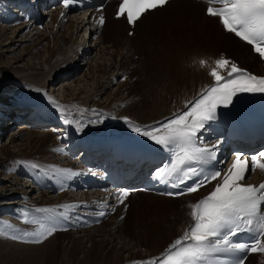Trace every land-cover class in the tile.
Segmentation results:
<instances>
[{
	"label": "bare ground",
	"instance_id": "bare-ground-1",
	"mask_svg": "<svg viewBox=\"0 0 264 264\" xmlns=\"http://www.w3.org/2000/svg\"><path fill=\"white\" fill-rule=\"evenodd\" d=\"M3 2L4 4L0 2V10L10 7L5 0H3ZM12 2L17 3L18 0H12ZM115 2H117V0H111L108 6ZM200 5L201 3L196 4L191 0H171L168 5L162 9L158 8L155 11L146 13L134 28H137L151 13L164 11L166 8L168 9L165 13L174 8H177L178 11H186L188 16H183L181 20L185 21V23L188 21L192 22L194 19H192L191 13H199L197 7ZM189 11H191V13ZM4 13L6 15L7 11L3 12V14ZM61 15L62 12L51 14L46 24L47 29H44L43 33L36 32L37 30L35 28L37 25L32 21L22 23L19 28H12L11 26L2 27V25H0V45L5 44L0 48V62H2L4 58L6 59L7 55L15 54L17 50L20 49L22 55L18 58H12V60L16 59L20 64L25 58L28 57L30 59L31 56H35L36 53L39 52V48L42 44L46 43L48 45V47L46 46L47 51L43 54L44 57L39 56V58L33 60V62L36 60L39 61V64H37L42 66L41 69H34L30 65L31 63L28 62V64H25L27 67L23 65V67L17 68L18 70L16 71L13 67H11L10 70H5L0 67V134L2 135V133L6 131L5 129L8 128L11 122L13 123V119L16 118L15 112L24 114V112H29L26 110L27 108H32L38 114L48 115V119L51 121H55L56 119L63 121L59 112L56 110V105L66 109V115L70 120L77 121L84 126L82 132H76V124H66L67 128H70L73 132V135L67 138L63 136L62 128H58L57 131H55L57 132L56 135L52 133L40 135L39 133L33 132L25 138L24 143L21 145V154L14 153L8 146L0 149V154L3 155L7 161L4 162L0 158V176L9 177L10 173L19 176L24 173V175L27 174L32 178L33 184L37 185V190L31 191V196H35V199L38 200L31 202L30 199L32 198L27 197V191H23L21 185L17 183L18 181L13 179L15 177L10 176L9 179H7L13 180L11 184L13 189L12 192L18 196L17 200L10 204L15 205V208L9 207L6 196L4 197L3 194L0 193V196H3L0 197V214H9L11 211L15 213L13 216L11 215L13 218L5 215L3 219H0V227L11 225L12 228L19 230L15 233L16 235H21L24 231H35L38 227V225H29L22 222L20 218L22 210L27 209L31 212L37 207H46L56 209L57 213H60L64 211L62 210V206L68 201H72L68 193L62 192L57 196L55 195L58 201L57 206V204L51 202L53 197L51 198L49 196L50 192H47L49 191L48 184H60L63 186V184L57 182L50 171L53 167L60 169L64 167L62 166L63 164L61 165L58 163V161L61 160L53 156L55 153L60 152L56 151V149L61 148L60 143H72V139L75 136L78 138L89 137V135L95 132L104 130L105 126H109L110 124L114 125L115 120L120 122V129L135 134L131 132V126L142 127L145 125H153L157 121H164L166 118L171 117L175 112L184 111L186 102L194 100L203 88L213 83V78L209 75V72L215 67V60L221 57L228 60L232 58L240 63L243 68L250 69L254 73H264V62H261L258 56L251 52V47L247 44H243L234 34H228L224 31L220 23L218 27L220 28L221 38L217 40L215 34H212L213 31L217 32V29L213 27L212 29L215 30H211L209 28L211 26L207 25L212 24L213 21L216 20V17H209L204 13L207 19L203 20V25L198 31L200 32L199 35L202 40H207L208 38L204 39L203 36L209 35L211 44L203 41L205 47H201L202 49L200 51L197 52V50L193 51L188 49L191 51L184 52V49L195 46L196 44H189V42H184L183 44L181 42L179 48L178 46L174 47V52L176 51L178 55L175 52L173 58L171 57L173 47L170 48V46L166 45L163 50H160L161 54L158 57L153 56L155 52L151 49V66L141 71L142 80L139 82L140 88L138 87V89L135 86L130 92L131 95L128 94L129 97L125 98L121 95L122 91L127 86V83H123V85L120 84L119 89L112 94L113 98L108 105L103 107L99 103L101 94L104 90H106L110 84L117 82L115 76L118 77L119 74H121L120 76H124L125 72L130 70L132 66L131 62L133 61L128 50V53L124 54L117 52V60L112 59L113 57H109V64L103 67L101 66V69L97 72L98 76L96 78L98 81L96 82H98V90L95 94L81 101L78 99L72 102L61 103L46 96L44 93L45 89L58 77L57 74L61 73L62 78L71 74V59L78 57L86 58L90 53V50H88L85 45L87 42L86 37L90 35L98 36V33L102 32L101 28H99L95 22H92L91 16L87 18V16L83 14V19L81 18V21H79L75 17L72 18L73 16L68 18L66 16L62 17ZM66 18L69 24V28H67L71 32L69 38H65L60 32L65 27L63 21ZM123 20L125 21L124 27L131 30L124 18L116 20L115 26L121 30L122 27L118 23ZM105 25H108V21ZM190 28L191 32H193L192 27ZM8 30H10V35L7 33ZM138 30L139 33L136 36V40L137 44L142 47V43L148 39L150 32L146 30L144 26ZM81 32L87 36L84 39L80 37L83 44H78L79 38L78 36L76 37V33ZM191 32H188L186 36L187 40L191 39ZM195 35L198 36L197 34ZM233 36L236 38V41L233 40ZM26 38H30V45L27 44L28 46L23 44ZM164 39L172 43L174 38L166 40L167 37H164ZM105 41L106 39L104 37L100 38L99 45H105ZM63 47L67 48L66 52L68 55L63 53ZM214 47L218 49L223 47L224 49L221 52H227V55L233 54L237 58L243 60V63L247 66L244 67L235 57L230 56L227 58L218 52H212ZM125 50L127 51V49ZM136 51L140 52L141 49H136ZM200 60L206 61L203 67L199 63ZM173 64L176 65L174 72H172ZM227 70L228 69H222L219 71L221 75L225 76L227 75ZM110 75L111 79L105 78V76ZM63 83H66V81H63ZM63 83H60L61 87ZM20 89L25 93L28 100L27 102L18 103L16 98L13 97ZM132 95H136L138 101L134 102L133 97L130 98ZM122 106L123 108H121ZM20 108L22 110H20ZM8 117L9 121L3 124V119H8ZM27 117L28 114L22 116L23 122L27 121L29 124H32ZM124 118H128L132 122L131 126L124 122ZM21 128L23 130L25 127ZM12 134L14 133L12 132ZM16 139V137H12L10 143H15ZM16 148L19 147L16 146ZM59 155L61 157H66L65 150H62ZM32 163L38 164L41 169L49 170V174L45 175L41 171H38V173L35 172V169L28 166ZM263 172L264 170L257 172L252 176L250 181L261 180L264 177ZM261 173H263V176ZM35 186L32 187L34 188ZM211 190L212 188H205L197 193H191L177 199H168L157 195L155 192H138L133 194L127 201L128 203L133 198L140 199L143 195L146 201L144 200L143 203L140 204L141 209H139L137 216L135 215L131 219L130 216L132 215L133 208L127 210L126 207L123 206L118 210L115 215L116 217L108 222L107 226L106 224H102L88 230L70 231L67 233L65 237L69 244L67 246H65V242H61L57 239L62 230L68 231L61 227L62 225L59 223L61 218H58L57 221L58 230L40 244L25 243L22 241H14L10 238L0 237V264H135L137 261H145L154 257H159L168 246L175 239L181 237L184 231L192 224L191 213L190 216H188L189 211L191 212L190 205L196 203ZM180 201L184 203L181 206L176 205V203ZM123 213H126V220L122 227L120 226L121 223L118 218L123 215ZM32 215L38 216L39 214L32 212ZM130 220L134 221L133 225L131 224L132 226L130 225ZM15 221L17 223H15ZM127 229L130 231V235H128L130 238L124 233ZM8 231L11 233V229H8ZM130 243L133 245L130 246ZM89 245H91L90 250H88ZM69 246H71L70 251ZM258 256L260 255H252L245 264H248L252 257ZM112 260L113 262H111Z\"/></svg>",
	"mask_w": 264,
	"mask_h": 264
},
{
	"label": "snow or ice",
	"instance_id": "snow-or-ice-1",
	"mask_svg": "<svg viewBox=\"0 0 264 264\" xmlns=\"http://www.w3.org/2000/svg\"><path fill=\"white\" fill-rule=\"evenodd\" d=\"M61 2L67 9L77 0ZM168 3L169 0H121L116 16L118 19L125 18L128 25L135 27L146 13L163 8ZM207 3L206 15L218 17L224 31L251 46L259 59L264 60V0H207ZM214 4L220 6L213 7ZM98 22L103 25L104 17L100 16ZM199 63L203 67L206 61L200 60ZM214 63L215 67L209 72L213 83L203 88L194 100L186 102L184 111L142 127L131 126L132 122L124 118V122L131 126V132L171 154L169 169H157L155 178L166 171L170 178L178 181L172 186L178 187L199 177L184 191L167 195L196 193L213 181H218L206 196L190 205L192 224L183 235L175 239L159 257L135 264H228L221 259L222 255L264 253V183H242L250 171L249 165L251 170H264V162H261L264 161V150L251 157L236 152L226 171L216 170L209 166L216 160L222 141L218 138L211 146H204L202 141L203 133L218 120V108L233 105L238 94H264V77L251 74L223 57ZM229 68L227 76L221 75L219 70ZM56 110L65 124H76L75 131H83L82 124L68 118L66 109L56 105ZM56 151H62V148ZM28 166L49 174V170L41 169L36 163ZM50 171L61 184L80 174L55 167ZM128 195V192H123L117 199L123 203ZM73 207L63 205L64 211L60 213L46 207H37L31 212L24 209L20 213L22 222L38 225L36 230L16 235L19 230L7 225L0 227V237L25 243H43L58 230V218L66 219ZM32 212L39 215L33 216ZM99 215L103 216L104 213ZM8 229H11V233ZM239 233H248L252 242L235 240ZM235 264H244V256L237 255Z\"/></svg>",
	"mask_w": 264,
	"mask_h": 264
},
{
	"label": "rangeland",
	"instance_id": "rangeland-1",
	"mask_svg": "<svg viewBox=\"0 0 264 264\" xmlns=\"http://www.w3.org/2000/svg\"><path fill=\"white\" fill-rule=\"evenodd\" d=\"M118 2H119V0H117V2L111 4L110 6L106 5V7H105L106 9H105L104 13H105V15H107L108 25L107 26L104 25L101 28L102 32L98 33V36L90 35L89 37H86L87 35H84L83 32L76 33V37L78 36V38H79L78 39V44H83V42L80 40V37H82V39H84L85 37L87 38L86 39L87 42H86L85 45H86V48H88V50H90V53H89V55L86 58L78 57V58L71 59V63H70L71 64L70 65V70H71L70 73L71 74H69L68 76H66L64 78L61 77L62 76L61 73H59L60 75L57 74L58 77L54 81H52L51 84H49L47 86V88L45 89L44 93H45L46 96H48V97H50L52 99H55V100H57V101H59L61 103H63V102H72L73 100H78V99L80 101L83 100V99H87L88 96H92L98 90V82H96V81H98V79L96 77L98 76L97 72H99V69H101V66L103 67V66H106V65L109 64L108 63V59H110L109 57H113L112 59H116L117 60L118 53H120V54L128 53V50H129V55L131 56L132 61H133V62H131L132 66H131L130 70H127V72H125L124 76H120L121 74H119L118 77L115 76V78L117 79V82L110 84L106 88V90H104V92L101 94L99 103H100V105H102L104 107V106L108 105L111 102V100L113 98L112 94L115 93L119 89L120 84L123 85V83L124 84L127 83L126 88L122 91V94H121L125 98L129 97L128 94L131 95L130 92L135 88V86L137 88L138 87L140 88V86H139L140 83L139 82L142 80L141 71H143L145 68L150 67L151 63H152V62H150L151 61V55H150L151 54L150 53L151 49L155 52L153 54V56H157L158 57L161 54L160 50H163L166 47V45L170 46V48L173 47V52L172 53L170 52L171 53V57L173 58L174 57V53L176 52V51L174 52V47L178 46V48H179L181 46V45L179 46V44L181 42L183 44H184V42H189V44H196L195 46H192V47L184 49L183 50L184 52H188V51H191V50H193V51L197 50V52L200 51L202 49L201 47H205V43L203 41H205L208 44H211V41L209 40V38H210L209 35H204L203 36L204 39L208 38L207 39L208 41L207 40H202L200 35H199L200 32L198 31L199 28H201V26L203 25V20L207 19L204 16L206 3H201V5L197 7L198 8V12H199L197 14L191 13V11H189L191 13L192 19H194L192 22L188 21V22L185 23V21L181 20L183 16H188V13L186 11H178L177 8H174L171 11L165 13V11L168 9V8H166L164 11L151 13L149 15V17H147L137 28H134V29H131V30H129L128 28L124 27L125 26V21L123 20V21L118 23L122 27V29L120 30L117 26H115L117 21L115 20V15H114V12H115V9H116V6H117ZM188 4H190V3H188ZM197 8H194V9H197ZM163 13H165V14H163ZM183 13H185V14H183ZM74 17L77 18L79 21H81V18L83 19L84 16L83 17H81V16H78V17L73 16L72 18H74ZM176 20H177V22H176ZM48 21H49V17H48L47 22ZM47 22H46V24H47ZM22 23H24V22H22ZM46 24H45V27L43 29H41V28L39 29V28L36 27L37 28V29L35 28L37 30L36 32L37 33L38 32L43 33L44 29H47L46 28L47 27ZM0 25H2V27L11 26L12 28H19V26L21 27L22 24L18 23V24H14V25H7V24L3 25V24L0 23ZM63 25L65 27L60 32L62 33V36H64L65 38H69L71 32L68 30V28H69L68 21L64 20L63 21ZM207 25L211 26V27H209L211 30H215V29H212L213 27H215L217 29V32L213 31V33H212V34H215V37H216L217 40L219 38H221L220 37L221 36L220 28L218 27L219 21H218L217 17H216V20H214L212 24H207ZM143 26H144V28L146 30H148L150 32V35H149L148 39L142 43V47H140L137 44L136 36L139 33L138 29L142 28ZM190 27H192V31L193 32H191V30H190L191 28ZM130 32L133 33V34L130 35L129 34ZM188 32L192 33V36L190 37L191 38L190 40L186 39V36H187ZM7 33L10 35V30H8ZM195 34H197L198 36H196ZM47 35H50V34H47ZM167 35H169V36H167ZM102 37H104L106 39V41H105V45L100 46L99 45L100 44L99 39L102 38ZM164 37H167L166 40H171V39L174 38L173 42L169 43V42L165 41ZM29 39L30 38H26V40L24 41L23 44L30 45ZM233 40L236 41V38L234 36H233ZM4 45L5 44H3V45L1 44L0 48L3 47ZM46 46L48 47V45L46 43L42 44V46L39 48V52L36 53L35 56H31L30 59L28 57L25 58L24 61L22 63H20V64L16 61V59L12 60V58H18L19 56L22 55L21 52H20L21 50L20 49L19 50L16 49L17 52L15 54L7 55L6 59L4 58L2 60V62H0V67L4 68L5 70H10L11 67H13L14 70L16 71V70H18L17 68H19V67L21 68V67H23V65L25 67H27L25 64L31 63L30 65L34 69L35 68L37 70L41 69L42 66L38 65L39 61L36 60L37 62L36 61L33 62V60H35V58H39V56L40 57H44L43 54L45 53V51H47V47ZM240 46H241V44H240ZM135 48L139 49V50L141 49V51L140 52L136 51ZM220 48L222 50L214 47L212 52H214V51L218 52V53L226 56L227 58H229L230 56L231 57H235L239 62H241L243 64L244 67L247 66V65H245L243 63V60L237 58L233 54L227 55L226 51H225L226 53L221 52V51H223L224 48L223 47H220ZM125 49H127V51ZM188 49H191V50H188ZM66 50H67V48L63 47V53L67 54ZM247 52H248V50H247ZM176 54H177V52H176ZM33 63H34V65H33ZM175 66L176 65L173 64L172 72H174ZM62 71H63V69H62ZM131 71H132V73H131ZM105 78L106 79H111V75L110 76H105ZM63 81H66V83H63ZM61 82L63 83L62 87L60 86ZM52 86H53V88H52ZM13 97L16 98V101L18 103H24V102L28 101L25 93H23L21 89L18 90L14 94ZM131 97H133L134 102L138 101V98L136 97V95H132V96H130V98ZM121 108H123V106ZM20 110H22V109L20 108ZM4 120H6V118H4L3 121ZM6 121H4V122L6 123ZM10 124H9L8 128L5 129L6 131H4L2 133L3 139H2V143L0 144V149H2L3 147H7L8 146L11 149V151H13L14 153H17V154H21V152H20L21 151L20 150L21 149V145L24 143L25 138L28 137L31 133H33V132L34 133H39L40 135L41 134L44 135L46 133H52L53 135H56L57 132H55V131H57V129H58V128H55V127H41V128L35 127V126H32V124H29L27 121H24V122L22 121V122H20L18 124H17L16 121H13V123L11 122ZM21 127H25V128H23V130H22ZM12 132L15 135L12 134ZM2 135L0 134V138L2 137ZM12 137H16L17 139H16L15 143L11 144L10 141H11ZM62 144H64V143H62ZM16 146H18L19 148H16ZM60 146H61L62 150H64L62 145H60ZM59 153H61V151L55 153L53 156L55 158L59 159V157H61L59 155ZM0 158L4 162H7L5 160L6 158L3 155H1V154H0ZM61 158H64V157H61ZM9 175L15 177L13 179H16L18 181L17 183L21 185V188H23V191H25V192L27 191V197L28 198H34L35 197V196H31V191L37 190V189L35 187L34 188L32 187L33 184L28 178H25V177H23L21 175H19V176L18 175H14L13 173H10ZM9 177L8 176L7 177L0 176V193L3 194L4 197L6 196V199L8 201L7 202L8 206L12 207V208H15L14 207L15 205H10V204H11V202L16 201L18 196L15 195V193L13 194V192H12L13 189H12L11 184H12L13 180H7V179H9ZM7 186H8V188H7ZM3 196H0V197H3ZM144 200L145 199H144V197L142 195L140 197V199L139 198L138 199H134L133 198L132 200H130V202H128V206L129 207H127L126 209L127 210L128 209L131 210L133 208L132 209L133 211L131 213L132 215L130 216L131 219L135 215L137 216V214L139 212V209H141L140 208L141 207L140 204L143 203ZM183 203H184L183 201H180V202L176 203V205L181 206ZM190 213L191 212L189 211L188 216H190ZM14 214L15 213L12 212V211L9 214H7V213L0 214V219H3V217L5 215H8V216L12 217ZM125 216H126V213H123V215H121L118 218L119 222L121 223L120 226H122V227H123L124 221L126 220ZM115 217H116L115 215L110 217L109 219H107L106 222H104V224H106V226H107L108 222H110L112 220V218H115ZM121 217H123V219ZM130 221H131L130 225L131 224L133 225L134 221L133 220H130ZM15 223H17V222L15 221ZM125 229H126V226H125ZM69 232L70 231L62 230V232L59 234V237L57 238L61 242H65V246L69 245L68 241H66V239H65L66 234L69 233ZM129 232H130L129 229L124 231V233L127 236L130 235ZM75 236H77V235H75ZM128 238H130V237L128 236ZM132 243H130L131 244L130 246L133 245ZM88 247H89L88 250H90L91 249V245H89ZM70 248H71V246H69V251H70ZM125 258H126V255H125ZM111 262H113V260ZM260 263L264 264V254H261L258 257H252L249 260V262H248V264H260Z\"/></svg>",
	"mask_w": 264,
	"mask_h": 264
}]
</instances>
